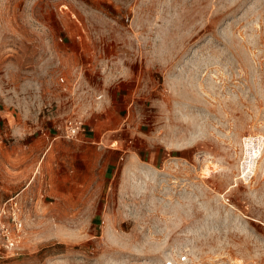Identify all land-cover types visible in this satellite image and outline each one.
<instances>
[{
  "label": "rangeland",
  "instance_id": "1",
  "mask_svg": "<svg viewBox=\"0 0 264 264\" xmlns=\"http://www.w3.org/2000/svg\"><path fill=\"white\" fill-rule=\"evenodd\" d=\"M0 110V264H264V0H0Z\"/></svg>",
  "mask_w": 264,
  "mask_h": 264
},
{
  "label": "built area",
  "instance_id": "2",
  "mask_svg": "<svg viewBox=\"0 0 264 264\" xmlns=\"http://www.w3.org/2000/svg\"><path fill=\"white\" fill-rule=\"evenodd\" d=\"M82 123L79 121H69L67 125H65V133L66 137L71 138L75 137L79 130L81 129ZM17 194L9 197L0 206V219L2 216L8 214L7 216L10 217L11 221L13 222V226L15 231L18 233L22 230L23 223L22 220L19 218L20 215V203L17 199ZM0 234L2 235V239L6 243V247H14V244L17 242L16 238L13 237L10 233L9 227L6 224H2L0 221Z\"/></svg>",
  "mask_w": 264,
  "mask_h": 264
},
{
  "label": "crops",
  "instance_id": "3",
  "mask_svg": "<svg viewBox=\"0 0 264 264\" xmlns=\"http://www.w3.org/2000/svg\"><path fill=\"white\" fill-rule=\"evenodd\" d=\"M13 124L14 122H10L9 120V117L7 116V113L4 111V110H0V136H1V133H5L8 128L10 127L14 132H17L15 131V127H13ZM115 131V130H114ZM55 139V138H53ZM48 148L45 150L47 152Z\"/></svg>",
  "mask_w": 264,
  "mask_h": 264
}]
</instances>
